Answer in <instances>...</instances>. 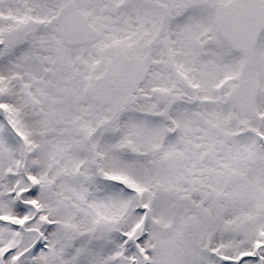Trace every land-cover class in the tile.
Returning <instances> with one entry per match:
<instances>
[{"label":"snow or ice","instance_id":"6c2138e0","mask_svg":"<svg viewBox=\"0 0 264 264\" xmlns=\"http://www.w3.org/2000/svg\"><path fill=\"white\" fill-rule=\"evenodd\" d=\"M0 264H264V0H0Z\"/></svg>","mask_w":264,"mask_h":264}]
</instances>
